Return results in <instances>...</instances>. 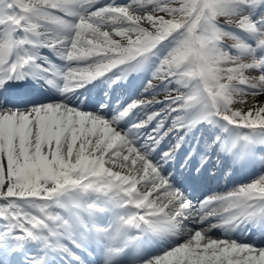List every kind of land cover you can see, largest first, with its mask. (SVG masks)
Masks as SVG:
<instances>
[{
    "label": "snow or ice",
    "instance_id": "1",
    "mask_svg": "<svg viewBox=\"0 0 264 264\" xmlns=\"http://www.w3.org/2000/svg\"><path fill=\"white\" fill-rule=\"evenodd\" d=\"M41 48L64 65L36 63ZM137 70L150 72L148 95L119 110L77 91ZM36 76L61 98L13 104L22 81ZM153 105L161 107L147 111ZM137 110L144 118L132 121ZM197 124L208 127L194 171L215 161L212 170L223 164L227 176L238 165L253 173L246 183L189 198L169 163L184 136L167 150L161 144ZM102 214L110 216L103 224ZM257 218L264 219V0H0L3 235L79 261L62 243L78 235L98 264H264V247L210 234ZM152 234L177 238L149 255L141 245Z\"/></svg>",
    "mask_w": 264,
    "mask_h": 264
},
{
    "label": "bare ground",
    "instance_id": "2",
    "mask_svg": "<svg viewBox=\"0 0 264 264\" xmlns=\"http://www.w3.org/2000/svg\"><path fill=\"white\" fill-rule=\"evenodd\" d=\"M45 50L46 49L41 48L39 50V52L40 53H43V52H45ZM128 88H130V85L129 84H127V86H126V89H128ZM77 91H80L81 93H84L87 96H89V95L92 96L94 100L101 99L102 94H103L102 92L100 94V91H96L89 84H87L85 86V88H80L79 90L77 89ZM131 93H133V90L130 91V94L128 95V97L131 96ZM55 97H58V96L57 95H54V93H53V91H52L51 88L50 89L49 88L48 89L45 88L44 89V92H42V94H38L37 96H35L33 98H23L21 102H19V101L16 102V105H23V104H25L26 101H28L30 99H43V98H46L49 101L50 99H55ZM58 98H61V97H58ZM68 98H71V96H69ZM119 109L120 108H118L117 110H119ZM143 118H144V114H142L141 117H138V113H136V111L133 112V114L131 116V119H133L132 121H134V120H140V119H143ZM170 123L171 122H167L166 125L168 126V125H170ZM152 124L153 123L149 124L147 126V129L142 130V131H146V132L147 131H150V129L152 128ZM121 126L122 127H127V125L124 123V121H121ZM196 127L198 129H201V125L200 124H197ZM184 130L185 129H182L181 132H183ZM168 142H173V138L171 137V133L169 134V136L165 137V140L161 144V148L166 143H168ZM182 149H183V146H182ZM165 167H166V165H165ZM241 177L242 176H240L236 180L240 179ZM196 184L200 185L198 181H196ZM224 185H226L225 182H222V183L219 182L217 184H213V186H209V188H207V186H204V187L200 188L197 193L195 191H193L191 193V195H189V198L193 199V197L196 196V195L201 196L206 191H210V193H214L216 191H219L220 193H224L225 192L224 191L225 189L221 187V186H224ZM198 196L196 198H194V199H198L199 200V197ZM103 220L108 221L109 219L108 218H104ZM212 221H214V223L217 222L215 219H213ZM226 231H227L226 224H224V225L218 226L217 228L213 229L212 230V233H210V234H215L216 236H218L220 238H229L227 236V234H226ZM164 235L165 234H163V236L161 238H166V237L170 236V235H165V236ZM250 237H251V234H240L239 236H236L235 238H230V239L237 240V242L249 243V244H252L254 246H258L254 242V240H250ZM256 241L259 242V240H257V239H256ZM0 243L2 245L3 244H8V246H12L14 249H16V254H15L16 256L15 257L11 256V258L8 257V259L10 258V259H12V262H14L12 264H22V263H24L25 260L22 259L23 262H21V260H19L18 257L19 256H23L24 255V252L25 251H28V250L32 251L35 256H41L42 255V251H39L38 248H37V250H34V248H35V246L37 244V242H35V241H33V242L32 241L26 242V243L23 244V247H19L18 242L15 241L14 238L8 239V238L5 237V235H3V232H0ZM82 244L84 246V243H82ZM258 247H262V246H258ZM4 255H7V253H5ZM86 257H88V254H86ZM79 260H81V259H79ZM0 264H8L7 262L4 261L3 257L1 256V253H0ZM45 264H47V258H46Z\"/></svg>",
    "mask_w": 264,
    "mask_h": 264
},
{
    "label": "rangeland",
    "instance_id": "3",
    "mask_svg": "<svg viewBox=\"0 0 264 264\" xmlns=\"http://www.w3.org/2000/svg\"><path fill=\"white\" fill-rule=\"evenodd\" d=\"M257 11H259V10H257ZM231 31H233V32H236L238 35H240V36H243V33H240L239 32V30H237V29H231ZM49 56V54H48V52H44V53H40V58H38L37 60H36V63H43L44 62V60H47V57ZM52 62V64H53V66H56V67H62L63 65H64V61L63 60H60V59H57L56 61H54V60H52L51 61ZM139 76V77H138ZM133 78H137L138 80H137V83H133ZM150 78V72L149 71H145V70H137V71H132V72H130V73H128L124 78H122V79H120V81L119 82H121V84H123L124 83V85H125V80H130V82H131V86L132 85H134L133 86V88H132V90H133V93H132V95L129 97V98H125V99H123L122 100V102H121V107L123 106H126L128 103H131L132 101H134V100H136L138 97H140L141 95H148L147 93H144L143 92V89H144V87H145V85L147 84V81H148V79ZM95 80V79H94ZM97 80H99L98 82L100 83V87H99V89L102 87L101 85L103 84V87H107L106 89H109V88H111V85H112V82H110V80H108V79H105L104 77H101V78H99V79H97ZM96 80V81H97ZM43 81H44V88H51L52 89V91H53V93L55 92V93H57L58 91L56 90V88H54V87H52L51 85H49L48 83H47V78H43ZM118 90H119V88H118ZM126 90V89H125ZM125 97L126 96V93H122V92H119V97L117 98V99H113L112 100V102H113V106H115V103L117 102V100L120 98V97ZM102 98V97H101ZM38 100H42V101H44V102H47V99H38ZM238 102V101H237ZM113 106H111L112 107V109H115ZM154 106V110H158L160 107H161V105H153ZM86 110H88V111H91L92 109L91 108H89V109H86ZM138 112H141V113H144L143 111H139V110H137ZM147 111H150V109H147ZM113 113H112V111H108L107 113H106V115L108 116V117H110L111 115H112ZM132 114L133 113H130L129 114V118L131 119V116H132ZM131 120H133V119H131ZM248 180H246V181H244V182H241L240 184H243V183H246ZM58 211V210H57ZM121 211H123V210H121ZM109 215H106V214H102V215H100V216H98L97 217V220H98V222H104V218H107ZM0 229H3L2 227H0ZM26 258V257H25Z\"/></svg>",
    "mask_w": 264,
    "mask_h": 264
}]
</instances>
